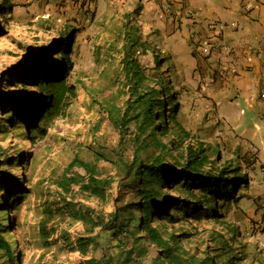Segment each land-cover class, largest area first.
Returning a JSON list of instances; mask_svg holds the SVG:
<instances>
[{"label": "rangeland", "instance_id": "obj_1", "mask_svg": "<svg viewBox=\"0 0 264 264\" xmlns=\"http://www.w3.org/2000/svg\"><path fill=\"white\" fill-rule=\"evenodd\" d=\"M141 11L140 0H0V174L6 173L10 188L0 191L4 200L0 235L10 245L12 264H102L103 258H111L117 250L115 239L103 227L74 221L60 210L72 203L80 212L94 210L105 222L115 204L128 200L119 188L123 174L118 159L129 157V147L122 150L119 140L120 135L127 138L138 129L132 119L137 111L130 108L119 65L127 26L136 28L160 60L154 65L149 52L144 57L137 55L146 75L161 78V83H144L156 90L154 99L165 100L159 114L170 116V97L165 96L168 91L163 95L164 85L175 94V120L188 134L166 160L172 162L171 154L175 157L186 144L200 140L212 150L209 158L216 166L230 164L247 177L240 200L221 207V216L182 220L178 215L173 221L170 214L171 225L154 219L151 226H171L175 234L185 236L179 245L182 249L192 254L207 249L216 264H264V165L259 155H264V130L256 114L240 100L236 106L242 116L233 114L231 108L226 109L230 123L218 116L214 83H205L201 69L191 66L185 54L193 43L185 34L171 44L155 40L154 29L141 26ZM178 28L184 32L179 24ZM67 30L73 33L67 45L71 69L66 83L74 88V96L60 116L43 124L38 116L36 81H24L21 76L58 67L56 53ZM114 108L119 111L117 118L124 116L121 133L111 122ZM153 119L148 132L154 129L156 138L169 148V140H176L180 131L173 123L163 130L157 113ZM260 137L263 144L259 148ZM88 171L110 181L105 201L87 196L79 186L71 185L68 191L59 188L63 178L83 177ZM162 194L184 196L170 185ZM131 231L136 238L144 234L135 227ZM80 238L88 242L86 254L75 247ZM139 244L137 263L151 264L157 257L155 248L146 240ZM8 263L0 251V264Z\"/></svg>", "mask_w": 264, "mask_h": 264}, {"label": "trees", "instance_id": "obj_2", "mask_svg": "<svg viewBox=\"0 0 264 264\" xmlns=\"http://www.w3.org/2000/svg\"><path fill=\"white\" fill-rule=\"evenodd\" d=\"M8 6L9 4L4 8L8 9ZM72 33V30H67L62 37L64 43L60 44L56 53L58 67H48L46 72L39 75L29 73L21 76L24 81H36L35 86L39 92L37 106L40 109L38 116L43 124L60 116L68 100L74 96V88L66 83L71 69V62L67 57V45ZM136 33L135 27L127 26L119 61L120 72L128 86V95L132 102L130 108L137 111L132 119L136 121L138 131L129 134L127 138L120 135L119 140L122 150L129 147V157L123 156L121 160L118 159V168L123 174L119 188L124 189L123 195L126 194L128 200L122 201L119 205L115 204L105 222L94 210L84 208V212H80L72 203L61 207L60 213L69 215L70 219L81 221L92 228L101 226L105 232L111 234V238L116 241L117 250L111 258H103L102 264H139L137 263L141 248L139 242L142 240L148 241L156 250L157 257L152 259L151 264H216L214 256L207 249L192 254L179 246L185 236L175 234L171 226L165 228L169 230L165 232L164 228L151 226V222L157 219L171 225L170 214L173 216V221H177L178 215H181L182 220L188 218L212 220L221 216L219 212L221 207L240 200L239 191L241 186H246L247 177L240 169L230 164L216 166L217 162L209 158V151L212 150L200 140L196 141L195 145L186 144L175 157L171 154L172 162L166 160L172 150L177 151L178 147H181L180 143L188 134L175 120V94L172 89H166L164 85L163 95L168 91L169 95L165 96L170 97L167 99V103H171L168 111L170 116L165 118L159 114L158 109L163 107L165 100L154 99L156 90L144 83L152 80L161 83V78L146 75L137 55L144 57L149 52L154 65H158L160 60L152 54L147 40ZM191 47L193 50L196 49L194 43ZM115 112H119L117 108H114L110 114L111 122L121 133L124 116L117 118ZM156 113L160 122L164 123L163 130L166 129L167 123H173L180 131V136L176 140H169V148L156 138L154 129L148 132V128L154 125L153 118ZM181 158L183 164L179 162ZM7 178L6 173L0 174V191L10 190L5 180ZM10 180L17 185L20 183L14 179ZM58 185L65 191H68L71 185L79 186L87 196L105 201L111 183L105 178L95 177L91 171H88L83 177H65ZM167 185H170L174 191L183 193V198L162 194ZM17 197L18 194L14 195L10 202ZM2 201H4L3 196H0V202ZM3 204L4 202L0 206L2 207ZM134 227L142 231L143 236L133 237L131 228ZM217 237L222 239L220 235ZM221 241L225 243V240ZM75 247L80 254H86L88 242L80 238L76 241ZM10 249L9 243L0 235V251L5 253L8 264H12ZM200 254L202 256H199Z\"/></svg>", "mask_w": 264, "mask_h": 264}, {"label": "crops", "instance_id": "obj_3", "mask_svg": "<svg viewBox=\"0 0 264 264\" xmlns=\"http://www.w3.org/2000/svg\"><path fill=\"white\" fill-rule=\"evenodd\" d=\"M140 3L141 26L144 30L154 29L155 40L171 44L185 34L196 45L195 50L186 47L185 54L191 58V66L201 69L204 82L214 83L218 116L230 123L227 108L242 116L236 106L240 100L256 114L264 130V0H140ZM178 24L184 32L179 31ZM202 46L206 47V53L200 51ZM262 141V137L258 138L259 148ZM259 155L264 165V155L262 152Z\"/></svg>", "mask_w": 264, "mask_h": 264}, {"label": "built area", "instance_id": "obj_4", "mask_svg": "<svg viewBox=\"0 0 264 264\" xmlns=\"http://www.w3.org/2000/svg\"><path fill=\"white\" fill-rule=\"evenodd\" d=\"M221 27H222V25H221V24H219V25H218V28H221ZM200 51H201V52H205V53H206V52H207V49H206V47H205V46H202Z\"/></svg>", "mask_w": 264, "mask_h": 264}, {"label": "bare ground", "instance_id": "obj_5", "mask_svg": "<svg viewBox=\"0 0 264 264\" xmlns=\"http://www.w3.org/2000/svg\"><path fill=\"white\" fill-rule=\"evenodd\" d=\"M29 95H32V94L29 93ZM29 95H28V96H29ZM25 97H27V96L24 95L23 98H25Z\"/></svg>", "mask_w": 264, "mask_h": 264}]
</instances>
